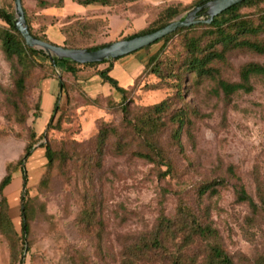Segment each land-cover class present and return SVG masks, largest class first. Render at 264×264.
<instances>
[{
	"label": "rangeland",
	"instance_id": "1",
	"mask_svg": "<svg viewBox=\"0 0 264 264\" xmlns=\"http://www.w3.org/2000/svg\"><path fill=\"white\" fill-rule=\"evenodd\" d=\"M197 1L112 0L108 7L83 8L65 0L63 6L53 8L39 3L53 6L58 0H22V7L34 35L63 47L67 32L72 44L84 49L146 31L169 7L179 10L174 19L182 18ZM74 6L78 11H72ZM0 8L14 16L13 0H0ZM75 22L82 23L81 33L72 29ZM1 26L5 24L0 20ZM162 45L115 60L109 76L126 91L123 99L129 120L168 100L170 108L157 139L172 164L166 177L162 175L167 167L136 156L149 151L123 124L120 94L96 75L106 64L80 68L74 77L60 70L48 76L46 67L34 66L22 97H17L14 79L20 68L7 62L0 50V180L6 166L23 157L31 135L35 139L44 135L33 142L25 162L32 207L26 245L22 249L20 242L0 232V264H120L127 248L151 235L160 210L173 218L180 204L216 231L218 243L234 264L264 259L260 202L264 199V77L250 76L247 89L228 96L219 85L242 84L241 69L248 64L264 67V56L244 50L227 52L222 61L211 64L213 76L195 82V76L179 65L185 56L183 36H174L158 60L181 75L179 98L177 82L168 71L158 77L147 66ZM175 113L186 114L178 143L172 139L176 126L170 121ZM103 126L115 128L117 135H110L99 153L96 137ZM47 143L65 157L50 169L41 147ZM219 180L223 185L214 193L198 194L201 186ZM236 186L252 198L256 214L237 201ZM3 196L20 237V171L12 175ZM90 208L94 224L85 228L80 213ZM13 245L22 250L16 263L11 262ZM200 248L190 246L187 253L199 254Z\"/></svg>",
	"mask_w": 264,
	"mask_h": 264
},
{
	"label": "trees",
	"instance_id": "2",
	"mask_svg": "<svg viewBox=\"0 0 264 264\" xmlns=\"http://www.w3.org/2000/svg\"><path fill=\"white\" fill-rule=\"evenodd\" d=\"M65 0H58L53 6L40 2V6L60 8ZM83 8L88 6L108 7L112 5V0H69ZM209 0H199L195 5L205 3ZM264 0H245L215 17L210 24H197L189 28L177 29L175 32L163 37L153 45L163 43L160 51L149 58L148 64L151 67V72L158 77H163V73L168 71L177 82L174 86L178 91L176 97L181 98V75L175 73L172 67L162 65L159 59V54L164 48V45L174 36L182 35L184 39L185 56L180 61L179 65L186 71L187 74L195 76V82L201 79L213 76V68L211 64L215 61H222L227 52L233 50H244L253 54L264 56ZM24 10V9H23ZM253 10L252 14L245 11ZM179 15V10L176 7H169L164 10L160 18L154 22L146 31L140 32L129 38L144 33L155 31L164 25L171 22ZM25 21L29 33L35 38L47 42L45 38L34 35L30 26V18H27L24 12ZM13 17L0 8V20L5 26L0 27V50L7 62H15L20 68L17 71V76L14 79L15 94L17 97H22L25 91V83L34 66L46 67L48 76H55V70H60L74 77L80 68L95 69L100 65L106 64L104 70H96V75L103 83L110 85L121 96L120 111L123 116V124L130 128L144 142L149 153H137L136 156L157 166L167 167L163 177L170 176L172 172V164L158 147V134L165 125L163 116L169 111L170 104L168 100H162L160 103L148 108L145 113L133 120L128 119V107L125 104L124 95L126 91L118 86L115 79L109 76L112 70L113 62H104L101 64L76 65L69 61H56L55 65L51 64L49 58L40 51L31 50L25 46L21 36L15 31L11 22ZM73 30L82 32V23L75 22L71 26ZM200 30L199 34L191 35L194 31ZM64 48L67 49H82L75 47L70 40L68 33L64 32ZM102 44L95 47L84 48L88 51H95L104 47ZM148 46L142 50L150 48ZM14 64V63H13ZM260 75L264 77V67L256 64H248L240 71V79L242 84H226L220 82V88L224 95L228 96L238 89H247V84L250 76ZM62 77V74H61ZM37 108V107H36ZM57 111L55 106L53 112ZM53 114V113H52ZM52 115L50 117V121ZM170 121L173 126H176L172 134V139L178 143L180 129L186 123V114L175 113L171 116ZM116 136L117 130L113 127L103 126L99 129L96 137V143L99 153L105 140L110 136ZM43 134L35 139V135H31V143L24 149V155L15 163H9L6 166V173L0 180V232L13 241L21 243L23 249L26 245V237L30 232V221L32 219L31 202L28 199L27 181L28 176L25 170V162L31 155L33 142L43 138ZM119 144L116 149H119ZM44 149V155L47 160V169H50L55 162L64 161L65 157L62 153L54 151L47 143L41 145ZM20 171L22 197L20 205L21 217V235L17 236L13 229L11 219L9 217L6 200L3 196L4 189L11 183L12 175ZM223 185V181H214L205 184L199 188L200 196L206 193H214L216 187ZM235 194L237 201L247 204L253 214L258 212V208L251 197L244 191L242 186H236ZM261 204L264 199L261 198ZM264 209V208H263ZM79 222L85 228L94 224V212L90 209H85L80 213ZM190 246L201 247L200 253L188 254L187 249ZM26 250V249H25ZM22 250H16L14 245L11 250V262L16 263L18 256ZM28 251V249H27ZM120 264H234L231 258L221 248L217 241L216 231L208 225L201 224L197 217L184 205L180 204L177 208V213L173 218L167 217L163 210L159 212L157 223L153 232L149 237L141 238L134 245L125 250L122 255ZM256 264H264V259H258Z\"/></svg>",
	"mask_w": 264,
	"mask_h": 264
},
{
	"label": "water",
	"instance_id": "3",
	"mask_svg": "<svg viewBox=\"0 0 264 264\" xmlns=\"http://www.w3.org/2000/svg\"><path fill=\"white\" fill-rule=\"evenodd\" d=\"M244 1L245 0H209L205 3L196 5L182 18L174 19L155 31L112 42L95 51H88L86 49H67L44 42L32 36L28 31L25 21L22 0H13L14 16L11 24L15 31L21 36L25 46L31 50L40 51L45 54L49 58L51 64L55 65L56 60L69 61L73 64L82 66L113 62L114 60L151 46L163 37L175 32L177 29L189 28L200 23L210 24L219 14Z\"/></svg>",
	"mask_w": 264,
	"mask_h": 264
},
{
	"label": "crops",
	"instance_id": "4",
	"mask_svg": "<svg viewBox=\"0 0 264 264\" xmlns=\"http://www.w3.org/2000/svg\"><path fill=\"white\" fill-rule=\"evenodd\" d=\"M68 7V6H67ZM73 7V6H72ZM75 8H71L72 9V11H78L77 9H79L77 6H74ZM101 81V80H100ZM102 82V81H101Z\"/></svg>",
	"mask_w": 264,
	"mask_h": 264
}]
</instances>
